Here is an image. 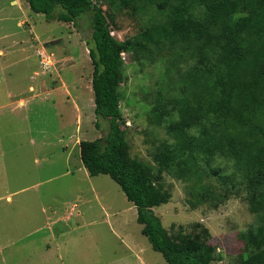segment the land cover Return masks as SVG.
<instances>
[{"label": "rangeland", "instance_id": "obj_1", "mask_svg": "<svg viewBox=\"0 0 264 264\" xmlns=\"http://www.w3.org/2000/svg\"><path fill=\"white\" fill-rule=\"evenodd\" d=\"M21 2L0 0V264H168L142 234L136 208L119 185L106 174L90 176L80 161L78 142L98 138L108 127L105 120L99 128L94 124L89 17L75 27ZM93 2L119 40L148 23L147 15L130 8ZM38 51L52 55L45 71ZM121 59V127L130 155L153 164L156 146L170 139L151 109L159 91L172 93L175 77L159 60L139 62L123 52ZM19 98L24 104H17ZM214 163L223 165L221 159ZM155 182L169 193L154 212L170 234L207 236L225 264L243 254L240 234L258 220L244 185L205 179L219 196L201 200L186 181L166 172Z\"/></svg>", "mask_w": 264, "mask_h": 264}, {"label": "trees", "instance_id": "obj_2", "mask_svg": "<svg viewBox=\"0 0 264 264\" xmlns=\"http://www.w3.org/2000/svg\"><path fill=\"white\" fill-rule=\"evenodd\" d=\"M26 1L32 12L75 27L89 17L94 124L105 120L108 127L79 141L80 161L90 176L106 174L119 185L152 249L168 264H215L207 236L170 234L154 212L169 199L156 174L183 179L201 200L219 196L203 182L215 177L222 186L244 185L258 217L241 232L243 254L230 264H264V0H104L148 16L124 40L111 34L108 16L93 0ZM122 52L139 62L159 60L175 77L172 93L159 91L151 109L170 139L156 146L153 164L130 155L121 127ZM218 159L223 165H213Z\"/></svg>", "mask_w": 264, "mask_h": 264}, {"label": "built area", "instance_id": "obj_3", "mask_svg": "<svg viewBox=\"0 0 264 264\" xmlns=\"http://www.w3.org/2000/svg\"><path fill=\"white\" fill-rule=\"evenodd\" d=\"M46 53V52H45ZM37 54L40 56V59H39V63L42 67V70L43 69H46L48 67H50L52 64V55H49L48 53H46V55L44 54V52H41V51H38ZM45 71V70H43ZM215 263L216 264H225L224 260L220 259V258H217L215 259Z\"/></svg>", "mask_w": 264, "mask_h": 264}, {"label": "crops", "instance_id": "obj_4", "mask_svg": "<svg viewBox=\"0 0 264 264\" xmlns=\"http://www.w3.org/2000/svg\"><path fill=\"white\" fill-rule=\"evenodd\" d=\"M20 2H21V0H10V4L11 5H16V6H18V5H20ZM22 3V2H21ZM19 25L21 24V23H18ZM1 54H4V50H3V48H0V55ZM40 84L42 85V87L45 85V82L44 81H42V82H40ZM90 85H91V81H90ZM29 90H32V92L35 90L34 89V87L32 86V85H30L29 86ZM18 105H22V104H24V99H22V98H19V101H18V103H17ZM1 106V105H0ZM78 145H79V142H78ZM79 147V146H78ZM6 199H9V196H7L6 197ZM133 205V204H132ZM76 203H73V205L70 207V209H71V214H72V212L74 211V209L76 208ZM67 216V215H66Z\"/></svg>", "mask_w": 264, "mask_h": 264}]
</instances>
